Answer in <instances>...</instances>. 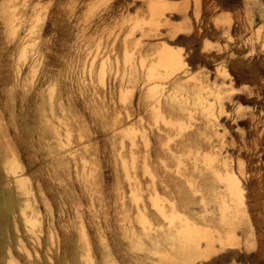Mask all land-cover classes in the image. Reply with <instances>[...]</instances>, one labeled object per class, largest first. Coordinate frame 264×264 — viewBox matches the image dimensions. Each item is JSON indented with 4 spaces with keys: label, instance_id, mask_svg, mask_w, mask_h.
Listing matches in <instances>:
<instances>
[{
    "label": "rangeland",
    "instance_id": "obj_1",
    "mask_svg": "<svg viewBox=\"0 0 264 264\" xmlns=\"http://www.w3.org/2000/svg\"><path fill=\"white\" fill-rule=\"evenodd\" d=\"M165 50L180 70L164 67ZM214 86L225 92L208 117ZM129 128L149 140L132 185ZM159 142L179 160L146 172ZM0 146V189L12 191L5 168L21 174L42 227L76 237L87 264H264V0H0ZM151 175L169 181L156 200ZM184 221L233 246L189 262L188 233L167 236Z\"/></svg>",
    "mask_w": 264,
    "mask_h": 264
},
{
    "label": "bare ground",
    "instance_id": "obj_2",
    "mask_svg": "<svg viewBox=\"0 0 264 264\" xmlns=\"http://www.w3.org/2000/svg\"><path fill=\"white\" fill-rule=\"evenodd\" d=\"M175 36L176 33L172 35V38ZM160 60L164 67L172 72L180 70L184 65L181 55L170 50H165L160 54ZM198 89L203 91L205 87L199 85ZM155 90V86L149 87L146 90V97L154 102L157 99L155 97ZM224 92V87L222 86H214L206 92L211 96L209 99L211 103L205 108L208 117L213 116V105L216 102H221ZM132 97L133 94L131 93L129 96L130 102ZM152 103L151 101L150 105ZM156 108L155 104L152 105V110ZM130 109L127 111L128 114L130 113ZM128 114L127 116L129 117L130 115ZM156 129L159 139H162L163 135L167 134L166 129H162L159 126ZM54 134H57L56 131H54ZM54 138L57 141V145L61 146L62 142L59 136L56 135ZM139 141L145 146L149 145V140L143 134L138 135L133 128H129L127 132L129 163L126 167V177L130 185H132L134 179L133 174L136 168L135 155ZM159 144V148L144 155L142 163L144 171H149L151 159L157 162L160 156L170 160H179V156L177 155L179 150H174L168 145H162L161 142ZM10 153L11 149L6 145L3 158H9L8 154ZM158 163L161 169H165L166 165L164 163L159 161ZM214 163L211 166L213 170L218 167L227 170L228 165L225 160L214 159ZM191 169L194 170L195 167L193 166ZM3 172L5 177L12 183V191L6 192L0 189V264H87V262L79 259L80 253L76 237L69 235L59 237L42 227L34 189L26 182L25 178L12 169L5 168ZM189 176V173L184 172L179 178H172V180L177 185L185 184L189 181ZM168 183L169 181L164 179L155 180L151 175L146 189L150 198L156 200L158 198L159 185L163 184L167 187ZM227 190L231 196L236 197L241 202L240 188L234 179L227 180ZM156 208L161 216L166 217V207L157 206ZM168 208L174 214L175 205L171 199L168 201ZM182 230L188 233L191 243L190 253L185 255V258L189 262L208 259L216 252V243L220 249L233 246L229 238H224L220 233L214 235L211 231L197 227L194 224L190 225L187 221H184V227L181 230H177L175 233H170L167 236L179 234ZM81 248L86 253L89 251L84 240Z\"/></svg>",
    "mask_w": 264,
    "mask_h": 264
}]
</instances>
